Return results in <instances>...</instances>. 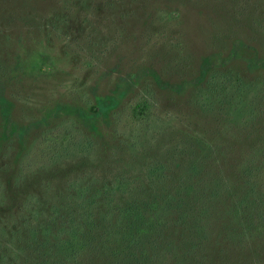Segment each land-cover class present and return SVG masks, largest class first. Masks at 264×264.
<instances>
[{
    "label": "rangeland",
    "instance_id": "obj_1",
    "mask_svg": "<svg viewBox=\"0 0 264 264\" xmlns=\"http://www.w3.org/2000/svg\"><path fill=\"white\" fill-rule=\"evenodd\" d=\"M239 83L255 117L228 131L224 105ZM0 86L12 104L9 121L0 106L5 178L46 133L78 128L97 139L87 158L30 175L15 205L29 193L64 192L81 174H125L139 185L158 162L174 181L191 163L189 145L199 153L218 140L228 156L208 159L207 171L233 178L264 144V0H0ZM141 97L150 115L130 123L128 108ZM64 105L101 115L91 124ZM235 246L216 264H264V246Z\"/></svg>",
    "mask_w": 264,
    "mask_h": 264
},
{
    "label": "trees",
    "instance_id": "obj_2",
    "mask_svg": "<svg viewBox=\"0 0 264 264\" xmlns=\"http://www.w3.org/2000/svg\"><path fill=\"white\" fill-rule=\"evenodd\" d=\"M236 86L235 97H227L226 105L221 100L228 131L238 122L252 125L255 117L244 87ZM219 92L227 96V82ZM0 106L9 121L12 104L1 93ZM63 108L91 124L101 115L96 106L90 112ZM151 108L149 99L138 98L128 108L129 122L146 120ZM75 130L55 135L51 130L29 144L13 178L4 177L0 164V264H216L219 255L228 263V246H264V144L252 150L233 178L207 171L208 159L228 156L218 140L199 153L189 145L191 163L174 181H169L173 170L158 162L139 185L125 174L97 181L81 174L64 192L29 193L15 205V191L27 186L30 175L93 153L96 137Z\"/></svg>",
    "mask_w": 264,
    "mask_h": 264
}]
</instances>
